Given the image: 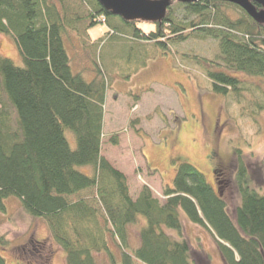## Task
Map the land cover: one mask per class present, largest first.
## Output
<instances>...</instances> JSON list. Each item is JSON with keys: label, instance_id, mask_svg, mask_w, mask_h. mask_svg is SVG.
Instances as JSON below:
<instances>
[{"label": "trees", "instance_id": "obj_1", "mask_svg": "<svg viewBox=\"0 0 264 264\" xmlns=\"http://www.w3.org/2000/svg\"><path fill=\"white\" fill-rule=\"evenodd\" d=\"M225 8L241 16L233 19ZM98 25L106 32L92 41L89 32ZM71 33L91 63L90 80L83 71L71 70L65 47ZM0 34L13 40L22 63L16 66L0 55V213H5L6 199H17L25 212L46 223L66 264H195L181 213L212 231L225 264H264V156L263 183L257 187L241 151L233 154L239 197L232 210L185 159L176 161L162 203L146 186L130 196L126 176L101 154L107 92L116 77L97 56L108 39L127 46L129 56L149 60L157 51L172 53L188 64L191 75L190 63L203 67L197 84L222 102L235 103L238 117L249 116L248 109L256 116L264 111V22L217 0L173 1L158 23L125 22L96 0H0ZM189 39L214 41V56L172 50ZM141 68H127L126 76ZM239 73L263 80L250 87L248 103L243 96L247 84L234 75ZM66 133L73 136L74 147ZM108 142L117 145V137ZM86 192L93 198H77ZM7 245L0 235V249ZM0 264H5L1 255Z\"/></svg>", "mask_w": 264, "mask_h": 264}, {"label": "rangeland", "instance_id": "obj_2", "mask_svg": "<svg viewBox=\"0 0 264 264\" xmlns=\"http://www.w3.org/2000/svg\"><path fill=\"white\" fill-rule=\"evenodd\" d=\"M223 11L233 19L241 16L239 11L232 8ZM105 32L106 27L98 25L90 30L89 35L95 41ZM215 44L212 40L200 42L189 39L174 45L172 50L176 47L173 51L192 55L202 50L198 56L211 59L215 54ZM65 47L71 57L72 72L83 71V77L90 80L91 63L74 34L65 37ZM133 50L136 51V48ZM129 53L130 49L123 43L117 44L108 39L99 47L97 54L107 68H112L111 75L117 78L107 92L104 115L106 137L103 139L102 156L126 176L130 196L135 198L146 186L160 203L164 201L163 189L171 186L174 180L178 158L191 163L212 186L210 165L217 159L226 166L222 170L227 186L221 188L220 192L228 209L232 210L239 197L233 154L240 150L254 185L258 187L263 183L264 111L254 116L248 109L245 112L249 116L242 114L243 118L238 117L239 109L237 111L235 103H224L221 96L197 84L203 78V67L201 69L195 63H190L191 75L185 70L188 64L177 61L172 53L163 55L157 51V56L149 60L141 54L129 56ZM0 55L16 66L22 65L13 40L2 34ZM87 55L90 56V51ZM131 66L143 68L128 78L125 70ZM234 75L244 85L247 84L249 90L243 96L247 103L250 102L253 99L250 87L262 85L263 80L242 73ZM249 107L252 108L251 105ZM114 135L118 140L117 145L108 142ZM66 137L74 147L73 136L66 133ZM210 152L214 153L215 158L209 157ZM215 169L218 167L215 166ZM262 188L260 192L264 191V186ZM80 197L93 198V195L86 192L77 198ZM75 199L72 197L70 201ZM4 205L5 213H0V235L8 245L0 249V255L5 264H66L63 250L51 241L43 220L25 212L13 197L6 199ZM181 219L184 236L195 252V264H208L204 259H208L209 264H225L216 238L210 233L212 231L193 224L183 213ZM173 233L171 235H177L175 231ZM198 256L202 257L201 261H198ZM133 263L142 264L135 260Z\"/></svg>", "mask_w": 264, "mask_h": 264}, {"label": "water", "instance_id": "obj_3", "mask_svg": "<svg viewBox=\"0 0 264 264\" xmlns=\"http://www.w3.org/2000/svg\"><path fill=\"white\" fill-rule=\"evenodd\" d=\"M109 14L118 16L125 22L140 21L158 23L166 15L173 1L179 3L196 2L200 0H96ZM234 4L256 22H264V0H217ZM254 4L261 6L257 11Z\"/></svg>", "mask_w": 264, "mask_h": 264}, {"label": "flooded vegetation", "instance_id": "obj_4", "mask_svg": "<svg viewBox=\"0 0 264 264\" xmlns=\"http://www.w3.org/2000/svg\"><path fill=\"white\" fill-rule=\"evenodd\" d=\"M213 152H210V156L209 157H214ZM215 165L218 167V169H215ZM212 166V167H211ZM226 166L221 165L220 163H214L213 165H210L211 168V175L213 176V189L217 192L220 193L221 195V188L227 186V179L225 177V174L223 173L222 168H225Z\"/></svg>", "mask_w": 264, "mask_h": 264}, {"label": "bare ground", "instance_id": "obj_5", "mask_svg": "<svg viewBox=\"0 0 264 264\" xmlns=\"http://www.w3.org/2000/svg\"><path fill=\"white\" fill-rule=\"evenodd\" d=\"M179 159H183V158H178L177 160H179Z\"/></svg>", "mask_w": 264, "mask_h": 264}]
</instances>
